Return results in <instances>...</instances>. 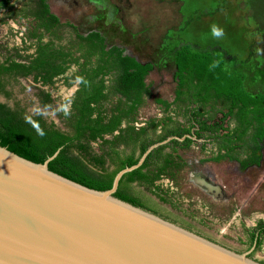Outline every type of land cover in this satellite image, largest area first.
I'll return each mask as SVG.
<instances>
[{
  "label": "rangeland",
  "instance_id": "rangeland-1",
  "mask_svg": "<svg viewBox=\"0 0 264 264\" xmlns=\"http://www.w3.org/2000/svg\"><path fill=\"white\" fill-rule=\"evenodd\" d=\"M46 2L63 23L74 24L82 33L99 30L108 46L117 45L125 54L143 63H152L153 69L146 76L149 94L133 121L144 123L172 115L184 126L192 124L184 116L187 103H174L179 87L176 55L183 46L193 51L217 53L223 57L227 69L244 75L249 92L264 93V0ZM11 3V9L0 11V60L17 51L27 56L32 54L38 39L30 32L37 23L40 0H11ZM214 28L219 35L214 34ZM69 34V28L63 27L59 37L44 32L42 38L66 44ZM73 70L74 66L47 84L46 89L54 96L48 106L41 104L38 96L42 92L33 76L8 78L6 83L12 98L66 129L59 109L65 105L66 95L74 83ZM112 77V74L107 76L109 85ZM118 97L114 92L109 93L102 105L104 113H111L117 107ZM0 99L9 101L2 96ZM157 99L172 104L165 110L166 106ZM229 106L227 97L214 94L210 101L194 108L201 113L198 119L213 123L219 121ZM238 124V117L233 115L225 125L234 129ZM160 133L159 128L151 130L154 139ZM256 133L261 135L254 140ZM207 137L208 134L195 136L194 143L187 148L178 147L174 151L167 147L165 151L180 156L179 165L172 173L165 174L175 189L159 191L165 200L149 190L147 193L159 203L160 213L164 215L160 216L264 263V236L259 245L251 238L252 229L264 219V112L257 115L248 134L229 153L219 152ZM93 148L99 149L97 143Z\"/></svg>",
  "mask_w": 264,
  "mask_h": 264
},
{
  "label": "trees",
  "instance_id": "trees-1",
  "mask_svg": "<svg viewBox=\"0 0 264 264\" xmlns=\"http://www.w3.org/2000/svg\"><path fill=\"white\" fill-rule=\"evenodd\" d=\"M40 5L36 26L30 32L38 36L36 52L27 62L16 59L0 62V92L11 97L12 93L5 88L8 78L34 75L44 84L53 83L55 77L65 74L72 65L76 67L74 76L80 79V87L72 98L71 108L59 113L67 129L49 121L42 112H28L20 101H15L13 106L0 101V145L26 159L43 163L59 151L48 164L50 170L90 188L107 190L113 186L116 174L136 164L152 144L171 136H185L183 140L173 138L154 148L141 166L123 175L115 192L124 201L163 215L159 203L147 191L165 200L155 181L162 174L172 173L180 158L165 149L187 148L194 143L193 136L200 138L208 134L207 139L219 151H233L257 115L264 112V93L252 94L246 90L244 75L227 69L222 56L184 46L176 57L179 87L174 103H187L184 116L192 124L184 126L172 115H164L136 127L133 120L149 94L146 76L153 69L152 63H143L125 54L117 45L108 46L99 30L82 33L74 24L63 23L46 0H40ZM12 7L11 0H0V10ZM63 27L70 30L66 44L56 43L54 39L43 40L44 32L59 37ZM109 74L113 75L111 85L107 83ZM184 86L186 89H182ZM110 92L119 95V102L111 113H104L102 105ZM214 94L230 100L228 110L213 123L198 119L201 113L194 106L204 105ZM41 96L42 103L48 106L51 94L42 92ZM157 102L165 105V110L172 104L164 99ZM233 115L238 117L239 124L229 129L225 124ZM159 127L161 133L154 139L151 130ZM99 140V149L95 150L92 142ZM262 235L264 219L251 231V238H257L258 245Z\"/></svg>",
  "mask_w": 264,
  "mask_h": 264
},
{
  "label": "water",
  "instance_id": "water-1",
  "mask_svg": "<svg viewBox=\"0 0 264 264\" xmlns=\"http://www.w3.org/2000/svg\"><path fill=\"white\" fill-rule=\"evenodd\" d=\"M97 190L0 145V264H264L117 196L124 174Z\"/></svg>",
  "mask_w": 264,
  "mask_h": 264
},
{
  "label": "flooded vegetation",
  "instance_id": "flooded-vegetation-1",
  "mask_svg": "<svg viewBox=\"0 0 264 264\" xmlns=\"http://www.w3.org/2000/svg\"><path fill=\"white\" fill-rule=\"evenodd\" d=\"M2 10V9H1ZM0 10V11H1ZM45 41V40H44ZM37 43H38V39H37V41H36V43H35V46H34V54H35V52H36V48H37ZM184 47V46H183ZM182 48V47H181ZM180 48V49H181ZM190 48V47H189ZM21 52V51H20ZM19 51H17L16 53H14V54H9L8 56H6L5 57V59H2V60H0V62L1 61H4V60H6V59H10V60H12V59H16L17 61H21V62H27L31 57H32V55H34V54H30V56L28 55H24V56H18L19 55V53H20ZM178 52V51H177ZM212 52V51H211ZM21 54V53H20ZM217 54V53H216ZM176 57H177V55H176ZM72 66H74V70L72 71V73H73V75H74V71H75V69H76V67H75V65H72ZM71 66V67H72ZM177 66V65H176ZM71 67L69 68V69H71ZM68 69V70H69ZM178 69V68H177ZM67 70V71H68ZM67 73V72H66ZM64 75V74H63ZM30 76H33L34 78H35V76L34 75H29V76H19V78H23V77H30ZM61 76V75H60ZM57 77H59V76H57ZM57 77H55L54 78V80L57 78ZM75 79L73 80V79H71V80H73L74 81V83H72V84H76V87H75V89H74V91L71 93V91L69 90V94L68 95H66V102L64 101V103H65V105H63L62 104V106H61V108L59 109L60 111H62V109H66V110H69L70 108H71V106H72V98H73V96L75 95V93H76V91L79 89V87H80V79H78V78H76V77H74ZM36 79V78H35ZM37 81L39 82V80L37 79ZM42 82V81H41ZM44 84V83H43ZM48 84H51V83H48ZM68 82L66 83V85L68 86ZM72 84H71V86H72ZM244 86H245V82H244ZM38 87H39V89L41 90V92H46V93H50L51 94V99H53L54 98V96H53V94H52V92L51 91H49V90H47L46 88H44V85H42V84H40V85H38ZM5 88H6V90H8V91H10V89H8V85L6 84V86H5ZM182 89H186V87L184 86V87H182ZM246 89V88H245ZM247 90V89H246ZM11 92V91H10ZM12 93V92H11ZM258 94V93H257ZM42 93H40L39 94V96L38 97H41V99H42ZM0 96H2L4 99H7V100H9L8 102L7 101H3V100H1L0 99V101H2V102H6V103H8L9 105H14L15 104V101H19V100H17V99H14V98H12V96H13V93H12V95H11V98L13 99V100H10V97H8L5 93H2V92H0ZM41 99H39L40 101H41V104H43L42 103V100ZM21 103V102H20ZM21 105L22 106H24L22 103H21ZM67 107H68V109H67ZM26 110L28 111V112H31V111H29L28 110V108H26ZM33 113V112H32ZM49 120V119H48ZM49 121H51V120H49ZM55 123H56V121H54ZM135 125H136V127H140V126H143V125H145L146 124V122H144V123H139V122H136V121H134L133 122ZM192 123V122H191ZM57 124V123H56ZM125 124V123H124ZM64 126H65V123H64ZM60 127V126H59ZM62 128V127H61ZM64 129V128H63ZM66 129H67V127H66ZM159 129H160V132H161V128L159 127ZM195 128H193V130H194ZM251 129V128H250ZM249 129V130H250ZM248 130V131H249ZM116 132H118V131H116ZM247 134H248V132H247ZM246 134V135H247ZM245 135V136H246ZM253 135H255V134H253ZM109 136V135H108ZM107 136V137H108ZM244 136V137H245ZM193 137H195V136H193ZM259 137V136H258ZM260 138V137H259ZM100 142H101V140H99V141H96V142H92V145L94 144V143H97V145L98 146H100ZM208 142H210V141H208ZM213 143V142H212ZM213 144H215V143H213ZM216 145V144H215ZM216 147H217V145H216ZM217 150L219 151V149H218V147H217ZM219 152H225V153H229V151H226V150H221V151H219ZM231 152V151H230ZM255 154V153H254ZM162 175H165V174H162ZM257 225V224H256ZM255 228V227H254ZM257 236H258V234H257ZM264 235H262L260 238H262ZM256 240H257V238H255Z\"/></svg>",
  "mask_w": 264,
  "mask_h": 264
},
{
  "label": "built area",
  "instance_id": "built-area-1",
  "mask_svg": "<svg viewBox=\"0 0 264 264\" xmlns=\"http://www.w3.org/2000/svg\"><path fill=\"white\" fill-rule=\"evenodd\" d=\"M32 54H34V51L32 52ZM21 55L24 56V54H22V53H21ZM40 84L44 85V88L47 87V84H43L41 81H39V85ZM70 87H71L70 91L72 93L74 91L75 87H76V84H73ZM67 109H68V107H67ZM155 184L158 187V190L159 191L160 190L161 191H163V190H165V191H168L169 190L170 191V190L175 189V186H174L173 181L169 177H166V175H161V177L158 180L155 181Z\"/></svg>",
  "mask_w": 264,
  "mask_h": 264
},
{
  "label": "clouds",
  "instance_id": "clouds-1",
  "mask_svg": "<svg viewBox=\"0 0 264 264\" xmlns=\"http://www.w3.org/2000/svg\"><path fill=\"white\" fill-rule=\"evenodd\" d=\"M213 31H214V34H216V35H219L220 34V32L217 31L215 28L213 29Z\"/></svg>",
  "mask_w": 264,
  "mask_h": 264
},
{
  "label": "crops",
  "instance_id": "crops-1",
  "mask_svg": "<svg viewBox=\"0 0 264 264\" xmlns=\"http://www.w3.org/2000/svg\"><path fill=\"white\" fill-rule=\"evenodd\" d=\"M259 135H253V139L255 140L256 138H259L258 137ZM261 220V219H260Z\"/></svg>",
  "mask_w": 264,
  "mask_h": 264
}]
</instances>
